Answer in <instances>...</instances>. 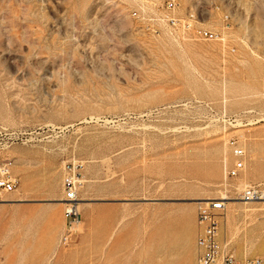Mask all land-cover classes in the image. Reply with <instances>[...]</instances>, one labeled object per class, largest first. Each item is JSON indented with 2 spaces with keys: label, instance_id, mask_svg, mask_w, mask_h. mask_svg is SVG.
I'll list each match as a JSON object with an SVG mask.
<instances>
[{
  "label": "rangeland",
  "instance_id": "1",
  "mask_svg": "<svg viewBox=\"0 0 264 264\" xmlns=\"http://www.w3.org/2000/svg\"><path fill=\"white\" fill-rule=\"evenodd\" d=\"M168 1L0 0V264H196L199 207L223 198V249L264 258V200L241 201L264 190V0H175L220 41Z\"/></svg>",
  "mask_w": 264,
  "mask_h": 264
},
{
  "label": "built area",
  "instance_id": "2",
  "mask_svg": "<svg viewBox=\"0 0 264 264\" xmlns=\"http://www.w3.org/2000/svg\"><path fill=\"white\" fill-rule=\"evenodd\" d=\"M175 0H169L166 4L168 14L166 18L168 23L183 35L191 36L194 40L220 41L218 34L195 29L193 26V17L182 20L173 15L175 10ZM233 163L225 167V176L227 179H238L246 170V152L237 142L230 143ZM4 173L6 170H3ZM75 174L70 171L63 180V203L66 207L64 217L66 226L61 237V244L68 246L77 227L81 222V213L79 210L78 188L79 183L75 179ZM15 189V180L10 177L0 178V201L3 195L13 192ZM264 198V190L259 186L247 187L241 195V201L255 202ZM226 208V201L216 200L201 204L197 213L198 233L195 243L196 264H237L233 255L226 252L220 242L221 218ZM244 264H264V258L247 259Z\"/></svg>",
  "mask_w": 264,
  "mask_h": 264
},
{
  "label": "bare ground",
  "instance_id": "3",
  "mask_svg": "<svg viewBox=\"0 0 264 264\" xmlns=\"http://www.w3.org/2000/svg\"><path fill=\"white\" fill-rule=\"evenodd\" d=\"M220 200L229 201V200H227V198H223V199H220ZM262 200H264V198H262L260 201H262ZM209 201H212V200H209Z\"/></svg>",
  "mask_w": 264,
  "mask_h": 264
}]
</instances>
